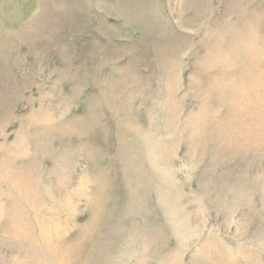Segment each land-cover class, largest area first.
<instances>
[{"label":"rangeland","instance_id":"1","mask_svg":"<svg viewBox=\"0 0 264 264\" xmlns=\"http://www.w3.org/2000/svg\"><path fill=\"white\" fill-rule=\"evenodd\" d=\"M0 264H264V0H0Z\"/></svg>","mask_w":264,"mask_h":264}]
</instances>
